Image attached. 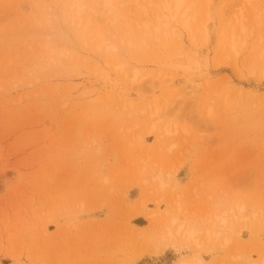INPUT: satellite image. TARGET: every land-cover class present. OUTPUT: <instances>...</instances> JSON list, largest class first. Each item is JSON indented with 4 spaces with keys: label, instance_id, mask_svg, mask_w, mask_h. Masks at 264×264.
Here are the masks:
<instances>
[{
    "label": "rangeland",
    "instance_id": "obj_1",
    "mask_svg": "<svg viewBox=\"0 0 264 264\" xmlns=\"http://www.w3.org/2000/svg\"><path fill=\"white\" fill-rule=\"evenodd\" d=\"M71 1L0 0V264H264V0H181L159 31L115 0L139 43L114 52ZM173 215L191 240L159 241Z\"/></svg>",
    "mask_w": 264,
    "mask_h": 264
},
{
    "label": "bare ground",
    "instance_id": "obj_2",
    "mask_svg": "<svg viewBox=\"0 0 264 264\" xmlns=\"http://www.w3.org/2000/svg\"><path fill=\"white\" fill-rule=\"evenodd\" d=\"M150 3L154 4L155 10L153 12L152 21L155 23L156 30L166 29L170 26L177 17L181 16L184 20V25H188L185 20L186 13H181V0H151ZM92 10L95 14H101L106 18V25L102 29L96 30L94 24V15H90L86 21L83 20L82 15L87 10ZM118 10L116 9L115 0H98L95 4H89L88 0H72L69 4L67 10V21L69 23L72 32L77 34L78 38L86 41L88 47H93L98 52H114L119 50L120 43L125 45L127 49L136 48L139 40L135 34V25L131 21L127 20L123 24L119 23ZM241 22V21H240ZM97 23V22H96ZM142 29L149 27L147 23H139ZM106 33L110 34V37L106 36ZM88 38H91L93 43H88ZM110 38H114L115 41L112 42ZM144 44L148 43L146 40L142 42ZM140 47L138 50L140 51ZM134 74L128 76L132 82H136L139 74L141 73L138 68L134 69ZM169 98V97H168ZM159 115L157 108H153L150 111V116L155 118ZM159 117V116H158ZM155 125V124H154ZM169 124L165 127V132L170 134ZM152 131V129H151ZM167 135V134H166ZM156 180L161 182L163 186L165 181L163 179V172L159 171L153 174ZM143 206V201H141ZM157 216V213H151L150 217ZM223 223L226 221L222 219ZM179 219L177 216H172L171 222L157 234L159 236L160 242H169L178 238H182L184 241H189L196 234L197 230L194 226L188 222L178 223ZM179 264H203L200 258H196L192 263L186 262L185 260L179 261Z\"/></svg>",
    "mask_w": 264,
    "mask_h": 264
}]
</instances>
